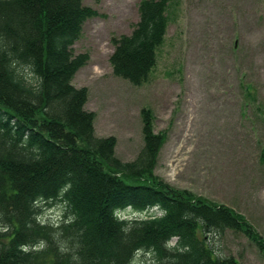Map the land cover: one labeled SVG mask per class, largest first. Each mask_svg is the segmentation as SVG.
Wrapping results in <instances>:
<instances>
[{
	"label": "trees",
	"instance_id": "1",
	"mask_svg": "<svg viewBox=\"0 0 264 264\" xmlns=\"http://www.w3.org/2000/svg\"><path fill=\"white\" fill-rule=\"evenodd\" d=\"M170 2L140 0L131 32L112 38L114 75L148 79ZM96 15L82 0H0V264H236L208 242L225 231L264 248L242 214L158 179L164 134L153 133L148 111L132 161L116 157L113 136H95L87 89L72 84L88 54L72 45ZM41 202L62 206L56 227L40 220ZM127 208L156 211L118 216Z\"/></svg>",
	"mask_w": 264,
	"mask_h": 264
},
{
	"label": "rangeland",
	"instance_id": "2",
	"mask_svg": "<svg viewBox=\"0 0 264 264\" xmlns=\"http://www.w3.org/2000/svg\"><path fill=\"white\" fill-rule=\"evenodd\" d=\"M139 2L82 0L98 15L85 20L72 45L74 54H88L72 84L87 89L84 109L94 114L95 136H113L116 157L132 161L144 145L148 111L153 133L164 134L158 179L231 207L264 240V0H171L156 64L136 86L113 74L109 57L112 38L138 21ZM39 207L40 220L56 227L62 206ZM154 211L127 208L118 216ZM207 235L216 254L264 264V248L243 233Z\"/></svg>",
	"mask_w": 264,
	"mask_h": 264
},
{
	"label": "clouds",
	"instance_id": "3",
	"mask_svg": "<svg viewBox=\"0 0 264 264\" xmlns=\"http://www.w3.org/2000/svg\"><path fill=\"white\" fill-rule=\"evenodd\" d=\"M44 247H45L44 243L41 242V243L37 246V250H41V249H43ZM21 250L27 252V251H28V248H27L26 246H21Z\"/></svg>",
	"mask_w": 264,
	"mask_h": 264
}]
</instances>
